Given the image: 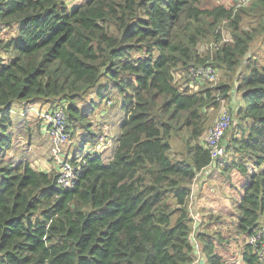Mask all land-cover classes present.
Masks as SVG:
<instances>
[{
	"label": "trees",
	"instance_id": "1",
	"mask_svg": "<svg viewBox=\"0 0 264 264\" xmlns=\"http://www.w3.org/2000/svg\"><path fill=\"white\" fill-rule=\"evenodd\" d=\"M201 1L85 0L71 9L64 0H0L1 147L9 146L17 103L65 102L73 124L83 116L78 102L89 107L95 92L110 102L112 93L123 114L111 159L85 155L72 189L57 186L53 172L0 156V264H194L187 202L211 164L200 141L204 113L234 93L240 104L218 164L222 175L243 178L235 226L244 237L241 261L264 264L245 244L264 227V52L251 53L256 43L264 48V0L238 9H204ZM4 29L15 34L3 44ZM202 42L220 44L210 64L198 56ZM198 67L221 71L225 81L196 92L176 86L182 70L193 88L189 70ZM101 80L113 92L101 94ZM196 238L203 264H227L215 238Z\"/></svg>",
	"mask_w": 264,
	"mask_h": 264
},
{
	"label": "rangeland",
	"instance_id": "2",
	"mask_svg": "<svg viewBox=\"0 0 264 264\" xmlns=\"http://www.w3.org/2000/svg\"><path fill=\"white\" fill-rule=\"evenodd\" d=\"M83 1L85 0H64V3L68 6V8L73 9ZM252 1L253 0H251L243 8H248ZM235 5L236 3L234 0H203L201 1L199 7L204 9H212L216 6H224L228 9H238L235 7ZM227 24V22L220 24L221 35L223 38L222 43L229 40ZM248 24L249 21L247 20V18H243L241 28L247 30L249 26ZM2 34H6L2 40L4 44V42L8 40V36L10 34L11 36L14 35L15 32L4 29ZM218 44H213L212 42H202L198 45L197 53L199 58L201 60H204V65L213 62V57L216 52L214 48ZM218 46H220V44ZM258 51L261 54L258 57H261L263 55L264 48L259 43H256L251 53L255 55V53ZM3 58L0 60V63L7 61V59ZM216 74L218 76V82L216 85L208 83L199 86L198 84H196L193 88H191L185 84L186 72H182V70L174 74V82H176V86L187 88L189 91L196 92L197 90L205 87L211 86L210 88H215L216 86H218V84L225 81L223 78V73L221 71L216 70ZM98 87V91L101 94L103 93V91H105V89H107L109 92H113L111 85L105 86L102 80L98 83ZM234 95L235 97L233 98L228 96L224 99H221L219 108L217 110L209 109L205 111V132L202 135L200 141L203 140L209 128L218 119L219 115L222 112L227 113L231 117L229 127L227 128L226 132L232 129V125L234 124L235 120L233 110L240 104V95L237 93L232 94V96ZM90 97L94 102H97L98 96L96 92L94 93V95H90ZM59 102L60 101H57L56 104ZM81 104L82 102H78L79 106ZM27 110L28 107L24 104H14L11 107L12 114H10V117H12V120H14L13 127L18 128L19 125H22L23 127L31 125L32 131L30 132V134H22L23 131L18 132L15 129H9L8 137L10 139L12 147L11 153L8 155L9 157L5 160V163L16 165L19 162H27L32 165L36 171H43L44 173L46 171L45 165L48 164V172L50 171L55 173L56 168L53 167L52 162L48 161L49 148L46 141L47 139L40 131L39 123L37 122V120L29 115V112H26ZM26 114L27 117H29L24 118L21 123L22 117H24ZM17 116H19V118ZM122 117L123 114L120 106V98L117 95H114L110 98V102L102 103V105H100L98 109L95 110V115L91 117L90 120L87 119L86 121H83V124H86L88 121L90 122V125H88L87 127L92 128L96 125V127L94 128L95 136L97 137L99 135L100 141L105 142L107 145L111 146L113 145L114 140L118 134V121L122 119ZM73 124L67 122L66 131L69 134V139H72L74 141L70 146L69 158L74 154H85L88 146L91 144L90 139L96 138L94 136L86 141L79 140L80 129H82V127L80 125L78 126L77 121H75ZM84 137L87 138L88 135H85ZM180 149L181 143L179 141H176L173 144L172 152L176 154V158H180ZM100 155L102 156V160L105 162H108V158L111 157H109V154L102 155V152L100 153ZM0 159L2 160L1 157ZM219 166H222V164H218V166L212 165L209 168L208 173L214 174H212L213 177L209 174L207 181L203 182L202 184H199V178L194 181L193 185L195 184L196 188L195 185L191 187L190 196L187 202L193 227L190 239L193 242L195 252L194 264H198V262L199 264L200 262H202L203 264L204 262L203 253L201 252V246L196 238V235L198 234H209L210 237H212L213 239L215 238V252L222 257L224 262H226L227 264H243L241 261V249L243 248L244 237L235 231L237 197L238 194H240V188L243 182V178L237 173H232V175L230 174L228 177H226L221 174V167ZM218 238H220L221 241H218Z\"/></svg>",
	"mask_w": 264,
	"mask_h": 264
},
{
	"label": "built area",
	"instance_id": "3",
	"mask_svg": "<svg viewBox=\"0 0 264 264\" xmlns=\"http://www.w3.org/2000/svg\"><path fill=\"white\" fill-rule=\"evenodd\" d=\"M80 1V0H79ZM236 8L244 7L251 0H234ZM3 27L0 25V31ZM188 80L191 85H204L206 83L215 84L218 79L215 72L210 67H198L196 69L191 68L189 70ZM28 107L26 112L34 113L36 118L40 122V131L45 136L49 145L48 161L52 162L53 167L56 168V184L61 188L72 189L78 180V176L81 173V168L84 164V159L78 155H72L69 158V154L66 153L63 147L69 141V134L67 130V115H66V103H55L50 107L45 108H33L26 104ZM9 114H12L11 110ZM230 115L222 112L218 119L213 123L205 134L202 143L203 146L209 151L211 164L201 173H208L209 168L213 165H217L220 160L224 159L225 149L222 145V138L230 123ZM88 154H92L88 151ZM245 244L249 245L253 249V253L257 256L260 263H264V227L257 228L254 232L245 237Z\"/></svg>",
	"mask_w": 264,
	"mask_h": 264
},
{
	"label": "crops",
	"instance_id": "4",
	"mask_svg": "<svg viewBox=\"0 0 264 264\" xmlns=\"http://www.w3.org/2000/svg\"><path fill=\"white\" fill-rule=\"evenodd\" d=\"M90 95H94V94H90ZM90 95L87 97L86 101L88 102V100H89L90 101V106L93 105V106H95L94 108L92 106L90 109H88L89 111L88 110L86 111V109L89 108L90 106L87 107L86 103H83V102H82V104L80 106L78 105L79 111L81 110L82 111V114H83V116L77 121L78 126L80 125L82 127V129H80L79 140H83V141H86V140H88V139H90V138H92V137L95 136L94 128L96 127V125H95V127H92V128L91 127H87L88 125H90V122L87 121L86 124H83V121H86L87 119L90 120L91 117H93L95 115V110L98 109V107L100 105H102V103L108 102L107 100H103L102 98H99V96H98L97 102H94L93 99L90 97ZM112 96H113V94L112 93H109V96L107 97V99L110 100V98ZM17 104H24V103H17ZM24 105H26V104H24ZM28 105L31 106V107H33V108H36V109L40 108L39 107L40 105L37 104V103L28 104ZM96 106H98V107H96ZM84 114H85V116H84ZM29 115H31L32 117H34L37 120V122L39 123V129H40L39 119L36 118V116L32 112L29 113ZM11 116H13V115H11ZM17 117L19 118V116H17ZM28 117H27V114L24 117H22L21 123H22V121H23L24 118H28ZM10 119H11V123H12V127H11L12 129H15L18 132L23 131L22 134H24V133L30 134V132L32 131V126L31 125L25 126V127H23L22 125H19L18 128L13 127L14 120H12V117H10ZM120 121H121V119L118 121V124H117L118 134H119V122ZM73 127H74V125H73ZM118 134H117V136H118ZM85 135L86 136L88 135V137L85 138L84 137ZM0 136H1V134H0ZM117 136H116V138H117ZM83 138H85V139H83ZM99 138H100V136L98 135L96 138L90 139L91 140V144L88 146V148L86 150V153L85 154H79L78 156L83 157L85 155H88V151L89 150H92L91 151L92 152V155H99V156H101L100 153L102 152V155L109 154V157L110 156L112 157V152H113V149L115 147V140H116V138L114 140L113 145H111L112 147L110 145H107L105 142L100 141ZM73 142L74 141L72 139H69L68 143L66 144L67 146L65 145L63 147V149L65 150L66 153L69 154V152H70V146L73 144ZM47 143H48V141H47ZM11 147H12L11 143L8 146L7 143L4 142V144L2 145V147H1V143H0V156L3 157V163L6 162L5 161L6 159H8V157H9L8 155L11 153ZM5 148H7V150L3 151ZM48 148H49V145H48ZM111 157L108 158L107 161H109L111 159ZM101 159H102V156H101ZM32 168H34V167L32 166ZM45 168H46L45 173H48V170L47 169H49V165L46 164L45 165ZM40 172H43V171H40ZM209 174L210 173H204V172L201 173L200 176L198 177L199 178V180H198L199 181V184H202L203 182L207 181L208 180V177H209ZM212 174H214V173H211L210 175H212ZM218 175H219V173H218ZM212 177H213V175H212ZM198 181H197V185H198ZM195 188H196V185H195Z\"/></svg>",
	"mask_w": 264,
	"mask_h": 264
},
{
	"label": "water",
	"instance_id": "5",
	"mask_svg": "<svg viewBox=\"0 0 264 264\" xmlns=\"http://www.w3.org/2000/svg\"><path fill=\"white\" fill-rule=\"evenodd\" d=\"M200 264H202V262H200Z\"/></svg>",
	"mask_w": 264,
	"mask_h": 264
},
{
	"label": "clouds",
	"instance_id": "6",
	"mask_svg": "<svg viewBox=\"0 0 264 264\" xmlns=\"http://www.w3.org/2000/svg\"><path fill=\"white\" fill-rule=\"evenodd\" d=\"M11 110V109H10Z\"/></svg>",
	"mask_w": 264,
	"mask_h": 264
}]
</instances>
